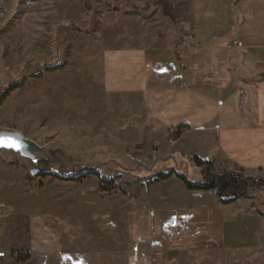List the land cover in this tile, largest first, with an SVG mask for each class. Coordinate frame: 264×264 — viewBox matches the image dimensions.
Listing matches in <instances>:
<instances>
[{"label": "rangeland", "instance_id": "rangeland-1", "mask_svg": "<svg viewBox=\"0 0 264 264\" xmlns=\"http://www.w3.org/2000/svg\"><path fill=\"white\" fill-rule=\"evenodd\" d=\"M141 1L0 0V131L19 132L55 156L35 164L0 150V264L38 262L33 242L53 233V223L21 212L48 209L52 197L77 208L115 204L119 213L154 197L151 183L159 176L178 171L202 181L195 157L173 142L177 133L127 112L109 93L124 83L112 81L110 62L105 79L114 50L161 47L185 36L161 6L145 9ZM167 1L176 18L188 19V0ZM254 178L264 181V174ZM43 179L47 189L37 190ZM143 264H264V247L168 251Z\"/></svg>", "mask_w": 264, "mask_h": 264}, {"label": "crops", "instance_id": "crops-1", "mask_svg": "<svg viewBox=\"0 0 264 264\" xmlns=\"http://www.w3.org/2000/svg\"><path fill=\"white\" fill-rule=\"evenodd\" d=\"M187 12L178 23L187 38L110 54L105 79L110 62V78L124 83L109 93L127 112L177 133L173 142L211 161L215 171L258 177L264 174V0H188ZM231 39L244 47L229 49ZM178 174L153 181L154 197L137 200L133 210L77 208L61 195L48 209L24 210L53 223V233L33 242L36 264H143L168 251L264 247L262 198L222 204L214 190L189 189ZM43 181L31 190L47 189Z\"/></svg>", "mask_w": 264, "mask_h": 264}, {"label": "trees", "instance_id": "trees-1", "mask_svg": "<svg viewBox=\"0 0 264 264\" xmlns=\"http://www.w3.org/2000/svg\"><path fill=\"white\" fill-rule=\"evenodd\" d=\"M146 8L152 3L156 6H161L165 16L176 23L181 24V21L176 18L174 8L167 0H145ZM140 2H142L140 0ZM130 8H138L136 3H128ZM11 13L14 5L11 7ZM69 25V22H65ZM195 164L201 169L202 181L192 182L182 174L178 176L183 179L189 189L192 190H214L217 193L219 201L222 204H230L242 197H254L259 194L264 195V181L245 175L242 172L214 170V165L211 161H203L199 157L194 158ZM171 174L159 176L155 181H163L170 177Z\"/></svg>", "mask_w": 264, "mask_h": 264}, {"label": "water", "instance_id": "water-1", "mask_svg": "<svg viewBox=\"0 0 264 264\" xmlns=\"http://www.w3.org/2000/svg\"><path fill=\"white\" fill-rule=\"evenodd\" d=\"M0 136L14 139L18 144L22 145L21 150L15 148L2 147L0 150H10L17 153L21 158L31 161L35 164H43L55 159L53 152L47 146L40 145L34 140L25 137L16 131H0Z\"/></svg>", "mask_w": 264, "mask_h": 264}, {"label": "snow or ice", "instance_id": "snow-or-ice-1", "mask_svg": "<svg viewBox=\"0 0 264 264\" xmlns=\"http://www.w3.org/2000/svg\"><path fill=\"white\" fill-rule=\"evenodd\" d=\"M0 146L15 148L16 150H21L22 145L18 144L14 139L5 138L0 136Z\"/></svg>", "mask_w": 264, "mask_h": 264}, {"label": "built area", "instance_id": "built-area-1", "mask_svg": "<svg viewBox=\"0 0 264 264\" xmlns=\"http://www.w3.org/2000/svg\"><path fill=\"white\" fill-rule=\"evenodd\" d=\"M192 36H189V39H191ZM227 47L229 49H234V48H243L244 45L243 43L240 41V40H237V39H231L228 44H227ZM1 263V262H0Z\"/></svg>", "mask_w": 264, "mask_h": 264}]
</instances>
